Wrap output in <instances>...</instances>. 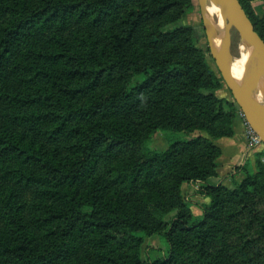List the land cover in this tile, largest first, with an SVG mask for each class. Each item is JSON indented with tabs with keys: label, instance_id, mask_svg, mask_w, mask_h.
Segmentation results:
<instances>
[{
	"label": "trees",
	"instance_id": "trees-1",
	"mask_svg": "<svg viewBox=\"0 0 264 264\" xmlns=\"http://www.w3.org/2000/svg\"><path fill=\"white\" fill-rule=\"evenodd\" d=\"M188 3L0 0V264H264L261 162L255 174L234 178V189L211 188L202 215L181 202V185L216 176L222 153L191 134L230 138L238 117L233 103L204 94L221 90L223 79L195 48L192 31L157 30L153 40L188 32L183 51L201 61L123 50L144 26ZM240 3L264 40V18ZM104 22L113 28L103 48L88 29L62 36L72 23ZM18 128L51 143L64 137L67 154L48 152ZM157 132L186 138H168L169 148L158 151L148 146ZM153 237L165 242L161 257L144 259ZM78 239L91 248L82 260L74 259Z\"/></svg>",
	"mask_w": 264,
	"mask_h": 264
},
{
	"label": "rangeland",
	"instance_id": "rangeland-1",
	"mask_svg": "<svg viewBox=\"0 0 264 264\" xmlns=\"http://www.w3.org/2000/svg\"><path fill=\"white\" fill-rule=\"evenodd\" d=\"M246 5L252 11L254 18L263 19L264 18V0H244ZM113 26H110L109 23L104 22L103 24H99L93 28H87V26L83 24H76L72 23L69 28L64 30L62 36L68 40V38H72V34L75 32L76 34L83 35L84 31L88 29L90 35L94 37L95 40L98 42V46L103 48V41H105V34L106 30ZM117 31V28H114ZM160 30L164 34H169L175 32L177 30H184V31H192V39L195 48L198 51L203 52L205 55L206 62L212 67L214 73L219 79H222L219 71L216 68V65L211 57L209 48H208V41L206 37V33L203 27L201 12H200V5L199 0H189L188 7L185 11H178L174 10L170 12L167 16H165L162 20L155 22L152 26H144L140 31L136 41L129 46H123L124 52L128 53L129 56L134 55L140 59H143L144 55H153L157 59L166 60V59H186L191 61H201L200 54L194 52H185L183 51V47H187L189 44L188 40V32L181 34L180 36L174 38H168L158 43H155L153 40V36L155 35V31ZM118 32V31H117ZM104 36V40H103ZM233 39L235 43H240V35L239 33L233 29ZM36 43H40L41 45L51 46L53 43L48 42L44 37H36L34 38ZM74 43H76L74 41ZM22 49V48H21ZM21 51V50H20ZM18 51V54L19 52ZM13 57V60L17 59V55ZM9 78L6 80L5 84H7L10 89L16 87L15 84V77L8 76ZM1 90V87H0ZM205 95H214L219 100H225L227 102L233 103L236 108V112L238 116H240L246 125V128L249 130V125L247 124L245 117L241 111V109L236 104L230 90L226 86L223 81V87L219 91H207L204 93ZM3 109V106L0 105V111ZM103 121V119H101ZM2 118L0 115V125H2ZM5 127H14L12 125L6 124ZM15 128V127H14ZM13 129V128H12ZM15 132H20L23 134L27 140H36L38 146H42L48 152H56L60 156L66 155V149L68 147V143L64 137L59 138V140L55 143L48 142L45 137H41L40 135H36L33 132H27L21 128L15 129ZM234 136V135H233ZM232 136V137H233ZM247 136V131H246ZM191 137L194 138H205L213 142L217 147L219 146V141L225 138H220L218 140L213 139L211 135L207 132L203 131H196L195 133L191 134ZM230 137V138H232ZM174 138V139H184L186 138V134L184 133H177V134H165L162 132H157L149 141L148 146L154 150L163 151L169 148L168 140L167 139ZM246 156L243 160L242 165L238 166L241 167V170L237 171L238 167L232 169L231 174L226 178L228 183L224 180H219L218 178V160L215 163L216 168V176L209 177L207 181L201 180H192L189 182H184L181 185V198L182 204H184L187 208L191 210L194 216L202 215V207L205 204L210 202L208 197L209 190L211 188H217L220 186H224L228 189H234L233 180L234 178L242 181L246 178L247 174H255L258 171V163L264 165V144L258 147L249 148V141L247 136V149H246ZM222 152V150H221ZM222 156V153H221ZM220 156V157H221ZM225 179V178H222ZM80 188V186H79ZM129 211L133 209V204L126 206ZM140 216L145 218L143 213H140ZM78 243L81 244L80 246V253L74 259L82 260L91 251V248L86 244L83 239H78ZM165 246V242L160 240L159 237H153L151 239L146 240L144 246L142 247L143 250V258L146 259L149 256L152 258L161 257V253L157 251V248Z\"/></svg>",
	"mask_w": 264,
	"mask_h": 264
},
{
	"label": "water",
	"instance_id": "water-1",
	"mask_svg": "<svg viewBox=\"0 0 264 264\" xmlns=\"http://www.w3.org/2000/svg\"><path fill=\"white\" fill-rule=\"evenodd\" d=\"M203 27L211 57L224 83L241 109L247 124L264 144V40L256 31L240 0H199ZM220 16V18H218ZM218 18V20H217ZM235 29L247 54L243 76L235 77V57L229 48L218 43V35ZM254 68L259 97L262 104H255L243 92L245 77Z\"/></svg>",
	"mask_w": 264,
	"mask_h": 264
},
{
	"label": "crops",
	"instance_id": "crops-1",
	"mask_svg": "<svg viewBox=\"0 0 264 264\" xmlns=\"http://www.w3.org/2000/svg\"><path fill=\"white\" fill-rule=\"evenodd\" d=\"M246 125L244 120L238 116L234 123V136L232 138H226L219 141V146L222 150V156L219 158L218 166V178L226 179L233 168L242 165L243 160L246 156L247 149V136H246ZM225 178V179H222Z\"/></svg>",
	"mask_w": 264,
	"mask_h": 264
},
{
	"label": "bare ground",
	"instance_id": "bare-ground-1",
	"mask_svg": "<svg viewBox=\"0 0 264 264\" xmlns=\"http://www.w3.org/2000/svg\"><path fill=\"white\" fill-rule=\"evenodd\" d=\"M218 18H220V16ZM217 39L218 43L226 45L235 57V60L233 62V74L235 75V77L241 78L243 76V68L245 67V63L247 60V54L242 43H235L233 39V30H229L226 32L221 31ZM243 92L245 97H247L251 102L255 104H262V100L259 97L254 68L252 66L250 67L245 77ZM262 124L264 126V121Z\"/></svg>",
	"mask_w": 264,
	"mask_h": 264
},
{
	"label": "built area",
	"instance_id": "built-area-1",
	"mask_svg": "<svg viewBox=\"0 0 264 264\" xmlns=\"http://www.w3.org/2000/svg\"><path fill=\"white\" fill-rule=\"evenodd\" d=\"M247 136L249 141V148L258 147L263 144L260 138L256 135V133L250 128V126L249 130L247 129Z\"/></svg>",
	"mask_w": 264,
	"mask_h": 264
}]
</instances>
